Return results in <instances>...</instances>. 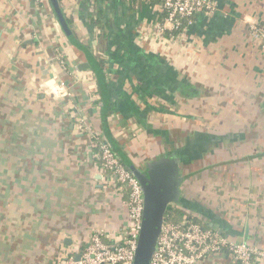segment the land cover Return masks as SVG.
Listing matches in <instances>:
<instances>
[{
  "label": "crops",
  "instance_id": "obj_1",
  "mask_svg": "<svg viewBox=\"0 0 264 264\" xmlns=\"http://www.w3.org/2000/svg\"><path fill=\"white\" fill-rule=\"evenodd\" d=\"M215 2L174 34L149 0H62L74 44L50 1L0 0V264H54L128 225L74 115L126 164L191 148L183 206L264 250V47L251 28L264 29V0ZM52 81L72 98L46 94ZM195 264L237 262L223 252Z\"/></svg>",
  "mask_w": 264,
  "mask_h": 264
},
{
  "label": "built area",
  "instance_id": "obj_2",
  "mask_svg": "<svg viewBox=\"0 0 264 264\" xmlns=\"http://www.w3.org/2000/svg\"><path fill=\"white\" fill-rule=\"evenodd\" d=\"M40 3L49 0H37ZM161 17L170 24L169 31H185L194 23L197 15L213 14L216 11L215 0H162L157 5ZM184 20L187 21L183 26ZM253 24L252 30L260 38L264 47V29ZM165 25L157 24V30L163 34ZM62 64L64 61L58 54ZM46 94L56 99L72 98V94L63 81L43 84ZM81 131L89 134L99 146L95 155L100 160V172L105 183L114 185L125 198L128 210V225L118 237L110 238L103 231L93 234L86 245L75 246L67 256H59L54 264H134L138 236L143 220L144 196L137 178L128 170L120 156L112 149L102 133L94 130L83 116H73ZM178 206V205H177ZM179 207V206H178ZM193 217L192 214L188 213ZM185 216L179 222L165 219L161 233L151 258V264H195L209 254L226 252L237 264H257L264 257V250L244 240H237L222 234L214 228L204 227L199 221ZM77 256H79L77 258Z\"/></svg>",
  "mask_w": 264,
  "mask_h": 264
},
{
  "label": "water",
  "instance_id": "obj_3",
  "mask_svg": "<svg viewBox=\"0 0 264 264\" xmlns=\"http://www.w3.org/2000/svg\"><path fill=\"white\" fill-rule=\"evenodd\" d=\"M49 1L62 31L72 43L76 44V36L60 1ZM84 67H88V64H84ZM190 149H187V154L178 148L151 159L140 160L139 163H124L137 178L144 196L143 220L138 236L134 264H151V258L165 222L168 207L172 205L185 206L190 203V200L183 195V185L187 178L185 170L189 168L192 157L195 156L191 154ZM210 227L213 228V225L210 224Z\"/></svg>",
  "mask_w": 264,
  "mask_h": 264
},
{
  "label": "trees",
  "instance_id": "obj_4",
  "mask_svg": "<svg viewBox=\"0 0 264 264\" xmlns=\"http://www.w3.org/2000/svg\"><path fill=\"white\" fill-rule=\"evenodd\" d=\"M60 1V3L62 2V0H59ZM151 3H153V4H155V5H158L162 0H149ZM68 21H69V23H71V20H69L68 19ZM186 23H187V21L186 20H184V23H183V26L182 27H184V26H186ZM179 31H175L174 32V34H176V33H178ZM80 49H82V50H85L81 45H79L78 46ZM100 63H101V68L99 69V68H96V67H94V72H95V74H96V79H97V84H98V92H99V94H100V96H101V98H102V96L104 95V81H103V76H102V72H101V69L103 68V66H104V63H103V60H100ZM102 77V78H101ZM107 142L110 144V142L107 140ZM95 145H94V150H95V152H94V154L96 155L97 153H98V151H99V146L96 144V143H94ZM111 145V144H110ZM112 147V146H111ZM112 149L115 151V148H113L112 147ZM119 156H120V154L117 152V151H115ZM120 158H121V160H122V162L124 163L125 161H123V159H122V157L120 156ZM95 159L97 160V158L95 157ZM98 162L99 163H101V161L100 160H98ZM174 206H177V205H172V206H169L168 207V209H167V212H166V216H167V218L166 219H172V221H174V222H179L180 220H182V218H184L185 216H189V217H192V216H190L187 212H186V208L184 207V206H180V205H178L177 206V208H174ZM175 216H177V217H175ZM170 217V218H169ZM194 220H197L198 221V219L193 215V217H192ZM202 225L204 226V227H207V228H209V226L207 225V224H205V223H202Z\"/></svg>",
  "mask_w": 264,
  "mask_h": 264
},
{
  "label": "rangeland",
  "instance_id": "obj_5",
  "mask_svg": "<svg viewBox=\"0 0 264 264\" xmlns=\"http://www.w3.org/2000/svg\"><path fill=\"white\" fill-rule=\"evenodd\" d=\"M101 72H102V76H104L103 71H101ZM101 78H102V77H101ZM97 85H98V84H97ZM174 208H177V206H174ZM177 209H178V208H177ZM186 212L192 214L191 212H189V211H187V210H186ZM175 217H177V216H175ZM166 218H167V216H166ZM199 223L202 225L201 221H200ZM231 238H232V237H231Z\"/></svg>",
  "mask_w": 264,
  "mask_h": 264
}]
</instances>
